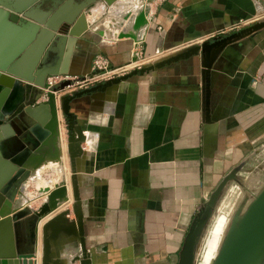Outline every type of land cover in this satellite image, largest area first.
Instances as JSON below:
<instances>
[{
  "label": "crops",
  "instance_id": "crops-1",
  "mask_svg": "<svg viewBox=\"0 0 264 264\" xmlns=\"http://www.w3.org/2000/svg\"><path fill=\"white\" fill-rule=\"evenodd\" d=\"M8 1L15 5L23 0ZM146 1L145 27L129 25L124 34H134L126 38L115 36L125 15L135 13H127L120 0L110 7L95 1L67 34L55 35L60 39L49 53L50 46L41 50L35 72L47 62L49 71H61V76H85L98 54L114 68L137 60L151 65L264 21V0ZM64 2L70 12L79 0ZM240 20L245 23L237 25ZM38 48L36 36L16 32L7 37L3 56L14 54V61L27 69ZM210 60L208 94L199 51L104 91L75 97L69 112L78 153L72 158L66 149L65 117L57 105L59 160L46 159L18 191V207L37 213L47 203V191L61 184L67 189L66 200L38 224L32 258L37 255V264L45 223L58 217L71 224L77 215L82 218L85 253L79 239L57 235L52 241L49 235L51 264H178L193 220L221 181L234 174L195 246L193 264L211 263L225 220L247 198L242 190L250 186L244 184L248 176L264 172V26L213 49ZM55 95L69 94L62 90ZM0 128L7 155L28 148L13 119ZM241 179L242 187L237 184ZM27 217L24 213L22 218ZM210 221L217 225L202 242ZM72 225L77 228V222Z\"/></svg>",
  "mask_w": 264,
  "mask_h": 264
},
{
  "label": "water",
  "instance_id": "water-1",
  "mask_svg": "<svg viewBox=\"0 0 264 264\" xmlns=\"http://www.w3.org/2000/svg\"><path fill=\"white\" fill-rule=\"evenodd\" d=\"M95 1L97 0H79L78 5L67 12L64 0H23L15 1V5H11L8 0H0V126L4 125L8 119H13L22 132L18 133L20 140L26 142L28 147L19 152L13 150L8 156L6 142L3 141L5 133L3 128H0V264H36L32 258L37 247L38 223L42 216L55 210L59 203L67 198L66 186L61 184L47 191V203L39 207L37 213L27 209V212L24 211L21 214L20 211L25 208H19L17 205L20 198L18 197L20 186L29 178L31 171L38 168L46 159L59 160L61 128L57 105L61 106V112L65 117L66 149L72 158L78 153L74 146L75 129L69 112V103L75 97L97 90L104 91L109 86L127 80L133 75L149 73L172 61L188 58L199 51L204 55L208 94L211 51L227 41L264 26V21H261L223 38L193 46L151 65L134 69L124 75L57 98L55 92L62 91L70 82L65 80L54 85L51 90L45 91L46 77L61 75L63 72L47 71L43 63L41 68L35 72L41 58L39 55L42 49L44 52L51 44L56 34H67L80 13ZM104 1L111 4L115 0ZM41 7L45 8L44 12L39 11ZM21 31L38 38L37 57L27 69H24V64L14 61V54L3 56L7 37ZM71 34L77 36L80 33ZM18 83L22 87H19ZM41 98H45V101L38 103ZM233 178L234 174H229L221 181L193 220L180 251L178 264H193L199 235L224 186ZM24 213L28 214L27 219L22 218ZM63 213L67 214L66 211ZM57 218L45 223L42 227L44 232L43 255L46 259L42 264H49L48 260L51 257L48 234L50 228L53 230V233H50L52 241H55L57 230L63 231L67 237L73 236L79 239L82 253L86 251L81 216L77 215L74 221L78 223L77 229L72 225L74 222L65 224ZM55 226H58L56 230ZM1 243L5 246H1ZM263 259L264 187L254 196L242 214L238 213L233 216L212 264H261Z\"/></svg>",
  "mask_w": 264,
  "mask_h": 264
},
{
  "label": "rangeland",
  "instance_id": "rangeland-1",
  "mask_svg": "<svg viewBox=\"0 0 264 264\" xmlns=\"http://www.w3.org/2000/svg\"><path fill=\"white\" fill-rule=\"evenodd\" d=\"M144 1H146V0H120L119 3H120L121 6L124 7L123 9H125L127 13H129V12L135 13V16L136 17L135 16H132L131 18H129V17H127V14H126L125 15L126 16L125 19H123V22L121 23L123 25V27L121 29H119V32L120 33L118 32L115 37H117V38L118 37L119 38H121V37L126 38V37L129 36V34H134L133 32L127 33L126 35L124 34L128 30L130 31V26L129 25H131V26L133 25V27H134L136 24L139 23V24H141L140 26L138 25L140 27L139 29H142V28L145 27L144 26L145 25V21H147V18H148V15H149V6H145ZM102 2H104L105 5H109V7H110V5H115V4H112V3L111 4H107L104 0H102ZM146 2L149 3L150 1L148 0ZM135 6H136V10H135V12H133V7L135 8ZM134 17H135V22H133V18ZM261 20H264V18L261 19ZM109 23H112L113 25L115 24L114 20H112V19H111V21ZM116 23H117V21H116ZM110 27H112V26H110ZM136 28H137V26H136ZM131 29H133V28H131ZM138 61L139 60H137V61H131L130 63H128V64H130L129 67L133 66ZM150 63L151 62H146V63L145 62H142V64L139 67H144V66L150 65ZM134 69H137V68L136 67H132V68L128 69L127 73L130 72V71H132V70H134ZM248 177L249 178L246 181L247 183H244V181H243L244 178H243V180L241 179L240 183L237 182V184H240V185L242 183H244L245 185L246 184L247 185H250V186L247 187L248 189L242 190V191H245L246 190V197L247 198H245L242 201V203L236 207V209L233 211L232 215L230 217L228 216L227 219L225 220V223H224V225L222 227L221 236H220V239H219V241H220L219 244L220 245L223 242L224 236L226 234V231H227V229H228V227L230 225V222H231L233 216L235 214H238V213L239 214H242L246 210V208L248 206V203L251 202V200L253 199L252 196L257 195L261 191V189H263V187H264V172H261L260 171V173H257L256 175L255 174H250ZM241 187H242V185H241ZM19 197H20V195H19ZM67 223H69V222H67ZM215 224L217 225V223H214L212 221H210L208 223V226L206 227V229L204 230V233H203V236L204 237L201 240L202 242L206 238V235L208 234V231L210 230V228H212L213 226H215ZM52 231L53 230L50 228L49 231H48V234L50 235V233H53ZM56 233H57V235H61L63 237H66V234L63 231L57 230ZM43 237H44V232H43V228H41V246H42V250H43V239H44ZM202 242H200V243L202 244ZM53 245H54L53 248H55V243H53ZM220 245H219L218 248H220ZM199 247H201V245ZM218 250L219 249H217L216 252L213 254V256L211 258V263H209V264H212L213 263L214 258L216 257V255L218 253ZM36 257H37V255H35V259H33V261L37 264ZM52 259H53V256L50 257V259L48 260L49 261V264L52 263ZM44 260L46 261V259H44V255L42 253L41 256H40V264H42L44 262ZM261 264H264V259L262 260V263Z\"/></svg>",
  "mask_w": 264,
  "mask_h": 264
},
{
  "label": "built area",
  "instance_id": "built-area-1",
  "mask_svg": "<svg viewBox=\"0 0 264 264\" xmlns=\"http://www.w3.org/2000/svg\"><path fill=\"white\" fill-rule=\"evenodd\" d=\"M245 21L240 20L237 25L244 24ZM142 62H137L133 66L129 67L130 64L121 67L110 66L109 60L98 54L92 63V72L85 76H73L72 78L67 76L55 75L48 76L45 81V91L51 90L54 85H57L61 81L69 80V84L64 87V92L72 94L74 92L89 88L96 84H100L104 81L124 75L128 69L132 67L140 68ZM94 72V73H93Z\"/></svg>",
  "mask_w": 264,
  "mask_h": 264
},
{
  "label": "bare ground",
  "instance_id": "bare-ground-1",
  "mask_svg": "<svg viewBox=\"0 0 264 264\" xmlns=\"http://www.w3.org/2000/svg\"><path fill=\"white\" fill-rule=\"evenodd\" d=\"M58 35H60V34H57L56 36H58ZM54 37V39H53V41L51 42V44L49 45L50 47H49V49H48V51H47V53H49V51L52 49V47L53 46H55V44H56V42H57V40H59L60 38H58V37ZM45 69L47 70V71H49V69H48V63L46 62V65H45ZM60 137H61V133H60ZM60 154V153H59ZM24 211H28L26 208L25 209H22L21 211H20V213L22 214ZM52 212V211H51ZM50 213V212H49ZM46 215H44V216H42L41 217V219H40V221L45 217ZM39 221V222H40ZM39 224V223H38ZM58 228V226H55V230ZM77 228H78V223H77ZM76 228V229H77ZM54 230V231H55Z\"/></svg>",
  "mask_w": 264,
  "mask_h": 264
}]
</instances>
